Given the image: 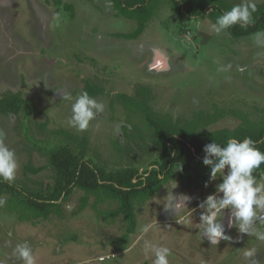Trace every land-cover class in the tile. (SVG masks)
I'll use <instances>...</instances> for the list:
<instances>
[{"label": "rangeland", "instance_id": "obj_1", "mask_svg": "<svg viewBox=\"0 0 264 264\" xmlns=\"http://www.w3.org/2000/svg\"><path fill=\"white\" fill-rule=\"evenodd\" d=\"M60 2L0 0V96L7 90L19 92L39 110L35 114L27 106L17 115L0 114V134L19 162L13 181L18 186L43 193L51 189L49 149L64 143L80 148L69 134L85 136L86 157L106 170L133 166L143 171L153 166L159 149L145 137L150 129L139 111L117 97H141L140 85L151 90L149 109L173 119L191 118L197 110L214 107L241 110L257 122L264 119V31L240 38L225 30L217 34L210 13L179 22L170 5L160 0L142 34L130 40L115 34L133 31L136 22L116 16L110 0ZM64 3L72 10H65ZM84 91L105 107L87 130L78 131L68 118L72 102ZM63 92L73 99H64ZM240 122L228 113L208 129L233 128ZM25 165L39 170L25 171ZM209 177L210 173L208 186L199 190L181 189L174 179L164 182L157 193L135 204L136 227L131 234L123 214L107 221L90 206L78 211L82 191L77 188L62 202L59 214L46 219H20L5 207L9 194H4L0 262L22 264L13 249L26 241L37 264H153L154 255H145L146 244L170 248V264H252L255 259L264 264V241L238 230L232 242L211 245L201 239L196 214L177 229L158 225L155 211L172 204L175 196L203 200L214 193L221 178ZM257 180L264 182V176ZM201 211L198 207L196 213ZM165 213L167 220L179 216ZM229 215L225 210L223 218ZM255 227L264 231V219ZM235 239H242L241 246L234 245ZM127 246L131 248L125 251ZM249 249L255 250L254 257L245 256Z\"/></svg>", "mask_w": 264, "mask_h": 264}, {"label": "trees", "instance_id": "obj_2", "mask_svg": "<svg viewBox=\"0 0 264 264\" xmlns=\"http://www.w3.org/2000/svg\"><path fill=\"white\" fill-rule=\"evenodd\" d=\"M116 16L133 19L136 27L128 33L116 36L126 39H137L146 27L147 21L154 15L155 5L160 0H110ZM177 14L179 22L192 17L210 13L213 22L217 17L231 9L235 4L228 0H164ZM57 3H61L57 0ZM252 21L246 27L239 25L225 29L232 38L248 36L264 31V2L256 3ZM65 10H72L71 4L64 3ZM55 12H59L58 8ZM137 92L141 97L134 98L118 94L124 105L139 111L150 129L149 136L159 149V161L149 169L140 171L133 166L116 170H106L86 157L88 140L85 136L67 135L79 145V150L69 143L51 147L48 151L49 165L54 169L53 185L46 193L30 190L13 182L0 180V196L9 194L5 207L15 212L22 220L46 219L59 214L62 202L66 201L72 191H82L77 210L90 206L95 214L104 220L111 221L123 214L128 229L135 227V204L143 203L149 196L157 193L159 187L170 179L178 182L185 190H199L205 186L210 167L203 164L204 146L213 141L224 145L229 138L243 140L250 137L256 146L264 152V119L253 121L241 110H228L214 107L213 110L200 109L191 118L173 119L168 114L151 111L147 105L152 93L148 86L140 85ZM31 106L37 114L39 110L34 102L25 99L19 92L5 91L0 96V114H19ZM238 117L241 122L233 128L208 129L226 114ZM139 133V130H137ZM129 134H127L128 136ZM141 135V134H140ZM143 138V136L141 135ZM25 171L37 172L39 168L25 165ZM256 178L264 176V163L254 170ZM116 204L112 208H101L102 204Z\"/></svg>", "mask_w": 264, "mask_h": 264}, {"label": "clouds", "instance_id": "obj_3", "mask_svg": "<svg viewBox=\"0 0 264 264\" xmlns=\"http://www.w3.org/2000/svg\"><path fill=\"white\" fill-rule=\"evenodd\" d=\"M255 11L256 4L252 0H242L217 17L213 28L219 34L235 25L246 27L251 23ZM63 98L73 99L65 92ZM104 107L103 102L84 91L76 96L71 104L68 124L78 131L87 130L90 122L103 113ZM203 151L205 153L203 164L210 167V181H215L219 177L221 182L215 186V192L209 194L199 205L203 209L199 222L201 239L208 240L211 245H218L221 240L230 239L225 234V225L222 222L225 210H228L230 212L228 226L237 227L240 233L264 241V231L255 227L257 221L264 219V215H261L264 213V182H259L253 174L254 170L264 163V152L250 137L243 140L229 138L224 145L213 141L206 144ZM18 168L19 162L15 151L4 142L3 134H0V180L13 182ZM207 186L206 182L205 187ZM187 199L188 197H181L179 204L172 205L170 202L168 207L178 211L186 207ZM5 203L6 198L0 196V207ZM149 253L154 255L153 264H170L169 257L172 254L170 248L146 244L145 255ZM13 255L22 261V264H37V257L26 241L15 246ZM245 256L254 257L255 250H247Z\"/></svg>", "mask_w": 264, "mask_h": 264}, {"label": "flooded vegetation", "instance_id": "obj_4", "mask_svg": "<svg viewBox=\"0 0 264 264\" xmlns=\"http://www.w3.org/2000/svg\"><path fill=\"white\" fill-rule=\"evenodd\" d=\"M181 188V187H180ZM181 189H183V188H181ZM150 197V196H149ZM148 197V198H149ZM176 198L174 199V201H173V205L175 204V203H177V204H179V200H180V198L181 197H188V199L185 201V204H186V207H182V208H180L178 211H174L173 209H171L170 207H168L169 205H167L166 204V208L165 207H159V209L157 210V211H155V215L157 216V219H158V225L159 226H166V225H168L169 224V226H172L173 227V229L175 228V229H177L176 227H178L179 225H181L183 222V220L186 218L187 219V217L189 218L190 217V215L192 214V215H194V214H196L199 218H200V215H201V213H202V211L200 212V213H196L197 212V208L199 207V205H200V203L206 198H204L203 200H200V199H198V197L196 196V195H188V194H182V195H178V196H175ZM147 198V199H148ZM174 198V197H173ZM146 199V200H147ZM145 200V201H146ZM144 201V202H145ZM166 211H168L169 213H168V215H170V216H174V215H179L178 217H176V218H173V219H169V220H167V219H165V217H166ZM124 217V216H123ZM136 217V216H135ZM184 221H186V220H184ZM222 222L224 223V225H225V234L226 235H228V234H230V239L229 240H221L220 241V243L218 244V245H220V244H226V243H230V241L232 242V240H233V238H235V236L238 234V228L237 227H230V226H228V217H225V218H223V220H222ZM174 223H176V224H174ZM171 224V225H170ZM192 224H194V222H192ZM198 224V223H197ZM135 227H136V223H135ZM198 227V226H197ZM199 228V227H198ZM197 229V228H196ZM133 231H130L129 232V234H131ZM203 240V239H202ZM205 242H207V243H209V241L208 240H204ZM226 241V242H225ZM235 242H234V245H240L241 246V241H242V239H235L234 240ZM210 244V243H209ZM189 245H190V243H189ZM191 245H193V243L191 244ZM131 247L130 246H127L126 248H125V251H127V250H129ZM251 262H255L254 264H258V263H256V259L255 260H252ZM252 263V264H253Z\"/></svg>", "mask_w": 264, "mask_h": 264}]
</instances>
